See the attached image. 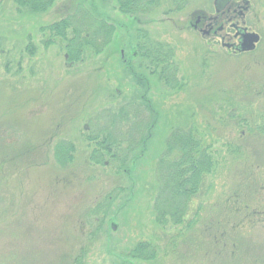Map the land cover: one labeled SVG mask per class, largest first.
<instances>
[{"label": "rangeland", "instance_id": "374dc122", "mask_svg": "<svg viewBox=\"0 0 264 264\" xmlns=\"http://www.w3.org/2000/svg\"><path fill=\"white\" fill-rule=\"evenodd\" d=\"M122 1L0 0V264H264V0L235 20L260 36L242 55L193 30L214 0ZM66 17L99 36L77 60L47 29ZM179 133L211 171L162 225Z\"/></svg>", "mask_w": 264, "mask_h": 264}, {"label": "trees", "instance_id": "16d2710c", "mask_svg": "<svg viewBox=\"0 0 264 264\" xmlns=\"http://www.w3.org/2000/svg\"><path fill=\"white\" fill-rule=\"evenodd\" d=\"M57 0H14L19 8H25L32 14L45 13L52 7ZM120 3V11L127 13L134 8L127 3V7L122 0ZM70 17L62 19L47 27L52 37H60L68 42L67 52L71 60H77L83 53L85 47H96L95 40L99 36L86 35L83 36L81 31L73 29L72 36L67 37V29L72 25ZM97 30H110L111 27L106 26L104 22L96 20ZM155 120L157 116L155 115ZM144 144V142H143ZM175 144V147L173 145ZM62 151H67L63 145L59 146ZM110 149L108 148L107 151ZM96 163L99 162V156L92 157ZM68 159H71L68 157ZM211 171V162L204 151L200 152L199 145L191 135L179 133L173 136L170 143L166 145L165 153L159 160L158 177L159 187L157 195L158 213L156 221L162 225L168 223L181 224L185 216V210L188 200L195 195L198 190V184L202 175L209 174ZM128 172V171H125Z\"/></svg>", "mask_w": 264, "mask_h": 264}, {"label": "flooded vegetation", "instance_id": "af4514ba", "mask_svg": "<svg viewBox=\"0 0 264 264\" xmlns=\"http://www.w3.org/2000/svg\"><path fill=\"white\" fill-rule=\"evenodd\" d=\"M241 4L237 5L233 0H223L218 11L214 6L215 14L213 16L209 18L196 17L192 26L193 30L200 32L204 37H212L214 41L220 42L225 49L233 54L241 55L233 49L240 39L239 33L242 30L254 33L245 26L243 21L241 25L238 21H235L236 18L243 20L245 13L249 10L248 1L243 0Z\"/></svg>", "mask_w": 264, "mask_h": 264}, {"label": "water", "instance_id": "95a60500", "mask_svg": "<svg viewBox=\"0 0 264 264\" xmlns=\"http://www.w3.org/2000/svg\"><path fill=\"white\" fill-rule=\"evenodd\" d=\"M223 0H214V6L216 8V11L219 10L220 3ZM240 39L238 41L237 46H232L233 49L239 53H247V52H252L255 50L256 45L260 41L259 35L255 33H246L245 30H242L241 33H239Z\"/></svg>", "mask_w": 264, "mask_h": 264}]
</instances>
